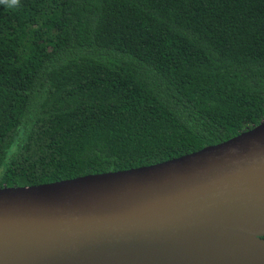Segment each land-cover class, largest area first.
<instances>
[{"label": "trees", "instance_id": "obj_1", "mask_svg": "<svg viewBox=\"0 0 264 264\" xmlns=\"http://www.w3.org/2000/svg\"><path fill=\"white\" fill-rule=\"evenodd\" d=\"M264 118V0L0 5V186L149 164Z\"/></svg>", "mask_w": 264, "mask_h": 264}, {"label": "water", "instance_id": "obj_2", "mask_svg": "<svg viewBox=\"0 0 264 264\" xmlns=\"http://www.w3.org/2000/svg\"><path fill=\"white\" fill-rule=\"evenodd\" d=\"M0 264H264V118L161 161L0 186Z\"/></svg>", "mask_w": 264, "mask_h": 264}, {"label": "clouds", "instance_id": "obj_3", "mask_svg": "<svg viewBox=\"0 0 264 264\" xmlns=\"http://www.w3.org/2000/svg\"><path fill=\"white\" fill-rule=\"evenodd\" d=\"M0 5H5L9 8H15L19 6V0H0Z\"/></svg>", "mask_w": 264, "mask_h": 264}]
</instances>
